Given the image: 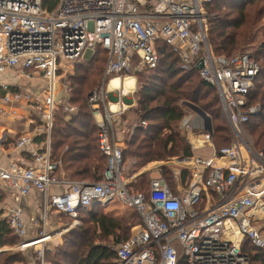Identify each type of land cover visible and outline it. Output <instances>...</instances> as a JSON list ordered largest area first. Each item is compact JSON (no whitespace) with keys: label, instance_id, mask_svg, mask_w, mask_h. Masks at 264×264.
I'll return each instance as SVG.
<instances>
[{"label":"built area","instance_id":"1","mask_svg":"<svg viewBox=\"0 0 264 264\" xmlns=\"http://www.w3.org/2000/svg\"><path fill=\"white\" fill-rule=\"evenodd\" d=\"M210 2L57 0L49 11L42 8V0H0V74L14 71L24 80L37 75L46 83L42 102L11 83L0 85L5 105L25 104L40 111L45 136L39 145L30 136L16 139L14 149L25 152L28 165L10 163L8 169H0V192L10 189L22 198L32 191L41 195L40 213L29 221L40 231V238L26 241L28 226L21 207L1 214L21 241L20 250L51 238L45 233L51 212L77 224L80 209L120 203L139 217L140 224L131 229L125 242L110 247L117 264H178L179 257L185 264H250L242 251L244 241L264 253V153L254 148L245 132L249 120L262 111L249 102L261 67L249 53L229 58L212 53L206 38L205 6ZM158 41L180 57L181 69L196 70L215 88L231 146L217 154L209 117L188 108L193 114L184 118L182 126L189 144L193 149L209 150L211 156L177 159L175 164L182 171L175 178L182 180V173L188 174L184 188L171 189L159 167L147 190L137 192L124 176L122 148L116 141V124L123 109L109 111L105 107L108 90L101 89L91 94L89 104L95 113L106 108L96 115L98 147L106 159L102 180L70 181L55 175L61 164L50 161V134L62 63L83 61L84 52L94 54L100 47L106 53L103 80L121 79L135 68L157 67ZM64 109L68 114L74 112L70 107ZM0 114L6 112L0 109ZM140 124L146 127L145 122ZM38 247L37 259L46 264L44 249Z\"/></svg>","mask_w":264,"mask_h":264},{"label":"trees","instance_id":"2","mask_svg":"<svg viewBox=\"0 0 264 264\" xmlns=\"http://www.w3.org/2000/svg\"><path fill=\"white\" fill-rule=\"evenodd\" d=\"M56 4L57 0H42V8L49 11ZM205 9L213 13L207 22L206 37L215 56L229 58L254 48V58L263 59L249 97L250 104L259 105L262 113L251 118L246 129L254 147L264 150V43L257 48L252 47L256 44L257 26L264 18V0H211ZM156 45L160 58L157 67L135 75L139 86L135 94L137 108L133 111L137 124L130 136L126 135L122 149L123 161H135L133 168H142L173 156L192 157L191 146L183 138L182 132L177 130L185 115L186 103L199 108L213 122L220 120L221 109L215 88L205 83L196 70L181 69L180 57L163 42L158 41ZM105 64L106 53L100 47L96 48L89 60L78 62L74 76L68 80V103L76 106L78 111L68 120H64L59 113L52 118L50 161L60 162L55 175L61 177L63 173V177L70 181L99 182L106 168V159L98 147V129L92 117L93 110L87 100V96L100 83ZM151 104L154 105L151 107ZM141 122H145V128L141 127ZM213 131L212 141L219 154L229 147L228 131L219 125ZM44 140L45 136L40 135L37 142ZM187 175V172H183L182 179L185 180ZM145 177L140 176V188L135 191L147 190ZM108 207L96 204L90 211L78 210V220L88 227L79 226L77 232L71 233L72 236L84 238L83 255L73 264H117L115 252L107 245L96 243L95 239L111 241L117 246L130 237L131 229L140 224V219L133 212L125 217L106 213ZM18 242L19 239L9 230L6 219L1 217L0 250L14 247ZM242 251L248 256L250 264H264V253L248 241L243 242ZM64 255L66 257V251ZM31 259L37 260L35 253ZM37 261L34 264H40ZM0 264L29 263L25 256L3 252L0 253ZM51 264L60 263L54 259ZM178 264H185L182 257L178 258Z\"/></svg>","mask_w":264,"mask_h":264},{"label":"rangeland","instance_id":"3","mask_svg":"<svg viewBox=\"0 0 264 264\" xmlns=\"http://www.w3.org/2000/svg\"><path fill=\"white\" fill-rule=\"evenodd\" d=\"M206 14H207L206 19L208 22V19L212 18L213 13H211V12L209 13L208 11H206ZM256 34H257V38H256V42H255L256 44L253 45L252 47L257 48V47H259V44L264 43V18L261 19L259 25L257 26ZM207 42H208V40H207ZM244 53H249L250 55L255 57L254 48H251ZM91 56H92V51L87 50L82 55V60L87 61L91 58ZM256 59L259 61L260 64H262L263 59L261 57H256ZM77 64H78L77 62L76 63L75 62H63L62 63L61 69L57 74V81H58L56 83V99H57L56 102L57 103H55V107H54V110L52 113V118H53L54 114L59 113V114H62L64 116V120H68L70 117H73L74 115H76V113L78 111V108L76 106H72L68 103V101L70 100V91H69L68 80L74 76L75 68H76ZM133 65H134V67L138 66L137 60L133 61ZM142 71H144V70H142ZM142 71L141 70L139 71L138 69L136 70V68H135V71L131 72V74L121 76V80H124L126 78H132L134 80L133 88H132V90L128 91L127 95H122V91H117V92L116 91L115 92L108 91L107 92V97L105 100V107L106 108L110 104H115L116 106L118 105L117 111H119L118 109H120V108L123 110L127 109L126 112L122 116H118V120L120 123L121 122H126V123L133 122L132 124H137L135 114L133 113V111L136 110V108H137L135 94L139 88L135 75H136V73H139ZM195 77H196V75H195ZM35 78H39V77L34 75L31 79H35ZM113 78H108V79L103 80V74H102V77H101V80H100V83L98 84V86L87 96L88 103H89V97L95 91H99L101 89H103L104 91H107L108 90L107 89L108 88L107 81L111 80ZM118 78H120V76H118ZM28 80L29 79H25V82L20 80V81H18V83L14 84V85L19 87L20 90H28L29 92H32V94L35 95V91L32 89H38L39 90L40 87L37 86L36 88H31V86L35 85V83L33 82L34 83L33 84L31 81L28 82ZM195 80H198V79L196 78ZM27 83H30V85L27 86L26 85ZM45 91H46V84L44 85V89L41 91V96L39 97L41 102H42V98L44 97L43 94ZM124 97H125V99H124ZM22 105L23 104H20L18 107H21ZM153 105L154 104H151L150 106L152 107ZM64 107H70V108L74 109L73 114H68L67 112H65ZM105 107L104 106L101 107L98 113L103 114L106 110ZM98 113H95V112L92 113V117H93V120L95 122V125L97 123L96 122L97 121L96 115ZM184 113H185L184 117L182 118L180 123L177 125V130L182 132L183 138L189 144V135H188L187 131L184 129V127L182 126V122H183L185 117H187L193 113L188 108H186V111H184ZM261 113H262V111H261ZM34 116H36L35 122L37 124L40 120V111H36L34 109V115H32V118L35 119ZM209 119H210V117H209ZM39 125L42 126L43 124L40 123ZM217 125L227 128V124L223 120L221 114H220V120L219 121L213 122L211 119L209 120V126H210V129L212 130V133L214 132L213 130H215V127ZM96 127H97V125H96ZM227 131H228V129H227ZM245 132H246V136H247L248 140L254 146V144L252 142V138L249 135L247 129L245 130ZM191 136H194V135H191ZM228 136H229V147H230L231 146V142H230L231 140H230L229 131H228ZM194 140H196V139H194L193 137H190L191 142L194 143ZM212 144H213V141H212ZM213 147H214V144H213ZM255 149L258 150L257 148H255ZM258 151L264 153V150H258ZM193 153H194L193 155H195L196 157H199L200 155H207L208 157L211 156V153H207V152H205L203 150H199V149L193 150ZM179 158L180 157L173 156V157L165 159L164 161L152 162V163H150V164H148L142 168H133L135 161L128 159L126 161H123L124 162L123 173H124L126 180L129 181L130 186L137 190L140 188L139 187V185H140L139 180L141 179L140 175L146 176L144 179L148 183L150 178L157 175L156 169L159 167H162V173L161 174H163V177L165 178L166 182L168 183V185L170 186L171 189L175 190L180 185L182 188H184L187 181L183 180V179L179 180V179L175 178V174L178 173L179 171L181 173V171H182L181 168H179L175 164V162ZM105 212L106 213L111 212L115 216L125 217V216L131 214L132 211H130L127 207L122 206L120 203H118V204L114 203L111 206H109L105 210ZM48 222L49 223L45 229V233L50 235L51 238L47 242L41 244V246H42L41 248L44 249L43 262L46 264H51L52 260L57 259L60 264H73V263H75L76 262L75 260L79 259L83 255L82 252L84 251V249H83L84 248L83 247L84 238L83 237L78 238V237H76L77 235L72 236L71 233L77 232V229L79 226H82L83 228L84 227L86 228L88 226L82 225V223L78 219H77V224H74L73 220L68 219L65 216L63 217V215H61V216L51 215L50 216V214H49V221ZM32 232H33V234L31 235V238H33V239H34V237L40 238V231L38 229L35 230V228H33ZM95 241H96V243H100L102 245H107V247L114 246V243H112L111 241L102 242V241H99L98 238H96ZM19 245H21V241H19L16 244V246H14V247L4 248V249L0 250V253L9 252L11 254H14V253L20 254L22 256L27 257L28 262H29L31 256L33 255V253H35L36 259H37V252L36 251L38 249H40L39 247L35 246V247L28 248L25 250H20L18 248ZM65 251H66V257L64 255ZM37 260H32V264H34ZM38 261L37 262L40 263V260H38Z\"/></svg>","mask_w":264,"mask_h":264},{"label":"crops","instance_id":"4","mask_svg":"<svg viewBox=\"0 0 264 264\" xmlns=\"http://www.w3.org/2000/svg\"><path fill=\"white\" fill-rule=\"evenodd\" d=\"M37 76V75H36ZM39 78L35 79H29L28 82H34L35 85H32L31 88H36L39 86L38 89H32L35 91V95L40 97L41 91L44 89V85L46 84L41 76H38ZM24 81V79H19L16 76V73L14 71H10L7 74H0V85L1 84H10L13 85L18 83V81ZM125 80V79H124ZM124 80H121L124 82ZM122 82V86H123ZM33 83V84H34ZM134 84V80H133ZM27 86L30 85V83L26 84ZM17 89H20L16 86ZM28 91V90H23ZM122 94L124 95L123 90ZM29 92V91H28ZM32 93V92H31ZM4 95V92H1L0 90V109L6 112V115L0 114V169L6 170L9 168L10 163H16L20 166L28 165L29 159L26 157V154L22 150H16L14 149V144L16 139L22 137V136H30L33 138V141L39 145L42 142H37V139L40 135L43 134L42 126L39 124L40 121L36 124V116L35 119L32 118V115H34V110L31 109L30 106H27L23 104L21 107H18L19 105H12L7 106L3 103L2 97ZM125 99V98H124ZM110 105H114L112 108ZM110 111L114 112L115 109L118 107L115 104H110ZM127 109L123 110V114L126 112ZM122 114V115H123ZM121 115V116H122ZM133 122L126 123V122H119L116 124V141L118 142L119 146L123 149L124 147V140L126 138V135L130 134L133 131V128L136 124H132ZM196 142V141H194ZM198 144V143H196ZM195 145V144H194ZM198 146V145H197ZM192 149L195 150V148ZM202 150V149H199ZM207 153H209V150H203ZM194 154V153H193ZM61 176H64L63 173H61ZM141 176V175H140ZM64 178V177H63ZM88 182V181H87ZM58 189H53L52 192H57ZM110 204L109 206H111ZM21 207L23 210V216L24 220L26 222V226H28L27 229V237L26 241H29L31 238V235L33 234L32 230L34 226L29 223L31 218H35L39 215L41 210V195L37 191H32L29 195L26 197H20L18 196L14 191L10 189H4L0 192V218L3 210L11 209V208H17ZM92 210V209H91ZM90 211V210H88ZM61 216L58 214H55L53 212L50 213V216ZM32 264V259L30 258L29 262Z\"/></svg>","mask_w":264,"mask_h":264},{"label":"bare ground","instance_id":"5","mask_svg":"<svg viewBox=\"0 0 264 264\" xmlns=\"http://www.w3.org/2000/svg\"><path fill=\"white\" fill-rule=\"evenodd\" d=\"M122 82L123 81H121V79H119V78H113V79H111L109 82H108V91H110V92H117V91H120V90H123V92H124V95H127L128 94V91L129 90H132V88H133V79L132 78H127V79H125L124 80V82H123V86H122ZM125 98V97H124ZM112 108L114 107V105H110ZM109 111H110V109H109ZM194 144H196V142H194ZM43 242H46L47 241V239H44V240H42ZM41 241V242H42ZM41 242H39V243H41ZM42 242V243H43ZM37 244V243H36ZM33 245H35V244H33ZM39 245H41V244H37V246L36 247H38Z\"/></svg>","mask_w":264,"mask_h":264},{"label":"water","instance_id":"6","mask_svg":"<svg viewBox=\"0 0 264 264\" xmlns=\"http://www.w3.org/2000/svg\"><path fill=\"white\" fill-rule=\"evenodd\" d=\"M187 108H189L192 112H194L195 114L197 115H200V116H203V117H206L207 115L202 112L199 108H197L196 106L190 104V103H186L185 104Z\"/></svg>","mask_w":264,"mask_h":264}]
</instances>
